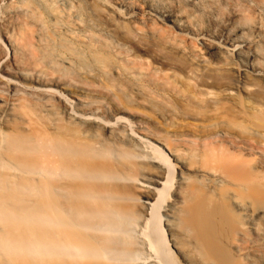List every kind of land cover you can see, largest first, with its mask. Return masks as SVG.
<instances>
[{
	"label": "bare ground",
	"instance_id": "bare-ground-1",
	"mask_svg": "<svg viewBox=\"0 0 264 264\" xmlns=\"http://www.w3.org/2000/svg\"><path fill=\"white\" fill-rule=\"evenodd\" d=\"M0 264H264V0H0Z\"/></svg>",
	"mask_w": 264,
	"mask_h": 264
}]
</instances>
